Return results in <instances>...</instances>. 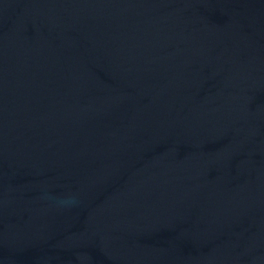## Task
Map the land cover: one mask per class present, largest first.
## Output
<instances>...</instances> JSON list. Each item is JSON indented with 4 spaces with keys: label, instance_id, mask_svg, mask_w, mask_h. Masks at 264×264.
<instances>
[{
    "label": "water",
    "instance_id": "water-1",
    "mask_svg": "<svg viewBox=\"0 0 264 264\" xmlns=\"http://www.w3.org/2000/svg\"><path fill=\"white\" fill-rule=\"evenodd\" d=\"M0 264H264V0H0Z\"/></svg>",
    "mask_w": 264,
    "mask_h": 264
}]
</instances>
